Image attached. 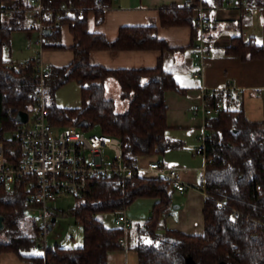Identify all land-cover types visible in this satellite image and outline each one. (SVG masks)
<instances>
[{"label": "trees", "instance_id": "obj_1", "mask_svg": "<svg viewBox=\"0 0 264 264\" xmlns=\"http://www.w3.org/2000/svg\"><path fill=\"white\" fill-rule=\"evenodd\" d=\"M208 1L220 5L226 0L203 3ZM234 1L239 4L242 0ZM198 3L192 0L185 5H165L159 10L160 25L191 26V47L200 33L194 15ZM245 3V8L264 6V0ZM111 4L112 0H42L44 49L66 47L61 41L64 25L74 39L69 46L73 52L71 62L52 65L45 79V99L54 124L85 121L87 127L100 125L102 133L121 139L124 162L136 165L141 155L164 153L181 144L167 135L165 92L185 90L165 66L164 52L185 48L172 47L160 38L155 24L121 26L113 40L92 31L89 14H94L97 24L101 23ZM9 7L0 24V139L11 159V153L18 154L19 146L15 139L6 138V132L19 123L15 119L18 111L32 110L40 82L32 65L20 66L21 63L4 56L13 31L38 28L27 22L28 3L16 0ZM51 23H55L54 27H50ZM94 49H157L161 54L153 67L113 69L91 62ZM224 51L229 56L250 60L262 57L264 46L254 37L245 40L237 34ZM70 80L81 85V106L63 107L53 100L55 90ZM109 80L118 85V98L109 96ZM219 96L215 90L209 93L207 106H220ZM119 101L127 103L125 110L118 109ZM205 127L210 132L204 140L207 162L203 176V234L172 228L158 232L162 214L172 205L173 189L164 177L147 178L137 172L133 183L123 182L118 176L100 178L84 196L77 197L70 212L84 226L82 246H48L45 253L30 254V250L41 247L38 227L25 211L28 190L24 181L18 180L11 186L0 182V215L4 223L0 229V253L16 252L31 264H107V254L119 248L124 229L115 223L107 225L98 215L128 207L140 197H157L151 218L136 225L133 246L138 264H186L189 255L196 264H264V223L258 221L264 216V121L249 120L241 104L224 105L218 113L205 117Z\"/></svg>", "mask_w": 264, "mask_h": 264}, {"label": "crops", "instance_id": "obj_2", "mask_svg": "<svg viewBox=\"0 0 264 264\" xmlns=\"http://www.w3.org/2000/svg\"><path fill=\"white\" fill-rule=\"evenodd\" d=\"M14 1L16 0H5V3L10 5ZM23 1L28 3V0ZM188 1L192 0H112L111 6L105 10L104 20L101 23H96L93 13L89 14L88 22L92 31L102 32L109 40L117 37L121 26L155 24L160 38L165 39L172 47L185 48L184 50H166L164 52L165 66L173 72L180 86L185 90V92H180L169 89L165 92L169 125L167 135L173 140H179L181 144L168 148L164 152L166 157L164 160L155 154L142 155V161L139 163L140 166H145L148 160L156 159L166 165L181 167L183 179L188 183V188L184 193L172 190V205L162 214L157 231L162 233L167 228H172L200 235L205 230L202 209L205 200L203 176L207 159L203 153L197 152L201 146L195 149L193 156L186 154V142L179 129H190L188 132L191 133L194 128L203 127L207 134L200 135L202 140L205 137L203 135H208L209 131L205 127L207 115L202 110L197 113L193 110L194 104L201 102L205 88L222 94L219 107L241 104L249 120L264 121V55L260 58L242 60L229 56L224 51L232 37L237 34H242L245 40L254 37L264 46V6L245 8L244 5H240L234 0L232 2L226 0L220 5L208 1L210 25L205 30L204 44L209 55L201 65L200 61L193 56L192 47L189 46L191 44V26H162L159 22V10L162 6L185 5ZM195 12L196 10H194V15ZM7 15L8 13L3 14L2 17ZM27 22L33 24L31 15ZM22 31L31 37L34 30ZM73 40V34L68 26H62L61 41L66 47L44 49L43 58L51 65L70 63L73 59V52L69 46L73 44ZM10 45L8 47H11ZM160 54L161 52L157 49H94L91 51L90 60L94 64L113 69L153 67L157 64ZM11 61L13 60L11 59ZM195 71H201V75L194 76ZM228 80L232 84L231 88L227 87ZM108 84L109 96L118 98L119 87L116 82L109 80ZM240 89L242 92L239 91ZM124 103V101L118 102L119 110L126 109L127 103L126 105ZM200 113L202 118L195 117ZM200 155L203 156L202 159H200ZM158 200L157 197H140L134 202L136 207L129 206L128 214L131 227L127 231L124 230L123 235L127 238V247L119 246L117 249L110 250L107 254V264H138V254L133 246L136 225L151 218L153 206ZM31 263L30 260L13 251L0 253V264Z\"/></svg>", "mask_w": 264, "mask_h": 264}, {"label": "built area", "instance_id": "obj_3", "mask_svg": "<svg viewBox=\"0 0 264 264\" xmlns=\"http://www.w3.org/2000/svg\"><path fill=\"white\" fill-rule=\"evenodd\" d=\"M198 1L195 18L200 33L192 46V53L202 65L209 55L205 48L204 36L210 20L209 5L203 3V0ZM231 2L229 1V4ZM28 4L27 12L32 16L33 23L38 26L39 35L37 38L29 37L28 46L34 48L35 52L20 66L34 67V76L39 80L40 88L36 102L28 112L27 121L19 122L11 131V138L18 142V154L13 152L10 155L11 159H8L4 140L0 139V182L12 184L18 180L24 181V186L28 190L25 211L37 222L39 245L45 253L48 247L47 234L54 222L50 202L62 194L72 193L82 197L89 191L94 181L108 176H118L123 182L133 183V177L137 172H142L147 178L164 177L171 188L179 193L187 190L188 183L183 179L181 167L166 165L156 159L148 160L145 166H140L139 161L136 165L126 164L123 159L122 141L117 136L105 133L86 134L83 127L75 123L61 126L51 121L46 105L44 82L51 73L52 65L43 58L42 0H28ZM239 4L245 5V0ZM9 6L5 0H0V24L1 16L9 13ZM54 25L55 23H51L50 27ZM193 74L198 77L201 71H195ZM227 87H232L229 80ZM239 91L242 92L241 89ZM207 95L204 96V102L194 104L195 113L202 110L208 115L220 111L219 106L207 107L205 103ZM221 99L222 94L219 96V100ZM204 140L205 137L203 146L199 147L197 152L205 155ZM262 219L258 221L264 223ZM114 223L126 231L131 227L127 206L114 213ZM127 244V238L122 236L120 246L126 248Z\"/></svg>", "mask_w": 264, "mask_h": 264}, {"label": "rangeland", "instance_id": "obj_4", "mask_svg": "<svg viewBox=\"0 0 264 264\" xmlns=\"http://www.w3.org/2000/svg\"><path fill=\"white\" fill-rule=\"evenodd\" d=\"M29 17L30 14L27 13V20L29 19ZM38 35H39L38 31L34 30L32 37L37 38ZM28 39H29V35L26 32L22 30L13 31L11 37V45H10L11 47H6L4 49V56L6 57V59L8 60L12 59L15 62L26 61V59H28L35 52L34 48H30L28 46ZM10 50L12 51L11 54H10ZM212 91L214 90H207L205 88L202 93L203 94L202 100L199 103L201 104L202 102H204L205 94H209ZM53 100L57 104L63 107L81 106L82 94H81L80 83L76 80H70L69 82L63 84L62 86H60L58 89L55 90L53 94ZM124 105H126V102L124 103ZM207 107H211V106H207ZM195 117L202 118V114L200 113L198 116ZM82 127L83 130L86 132V134L102 133L100 125L97 124L92 125L90 127L83 125ZM188 130L190 129H186V128L185 130L179 129V132L184 136L183 138L186 142V146H185L186 154L188 156H193V154L195 153V149L199 146L201 147L203 146V140L201 136L202 134H207V132L206 129L203 127L199 129L194 128L191 133H189ZM173 131L176 132V130ZM9 137L11 138V131L6 132V138ZM147 155H152V154H147ZM155 155L161 160H164L166 158L164 153H156ZM141 156L138 159L139 162L142 161ZM202 157L203 156L200 155V159H202ZM8 186L11 185L8 184ZM77 199L78 198L76 195L72 193H66L58 196L56 200L50 202L52 214L53 216L56 217V219L52 224V228L48 231L47 234V245L49 247H54L55 245L62 247H80L83 245L84 226L82 223L78 222L75 216L70 212L71 208L75 206ZM134 202L131 204L132 208L135 205ZM116 211L108 212V213L107 212L100 213L98 216L101 217L107 225H114V213ZM128 212H129V206L127 207V213ZM43 252L44 250L41 247H36L29 251L30 254H42Z\"/></svg>", "mask_w": 264, "mask_h": 264}, {"label": "water", "instance_id": "obj_5", "mask_svg": "<svg viewBox=\"0 0 264 264\" xmlns=\"http://www.w3.org/2000/svg\"><path fill=\"white\" fill-rule=\"evenodd\" d=\"M44 32H47V30H45ZM15 119H16L17 122H25V121H27L28 112L27 111H23V110L18 111L17 114L15 115ZM85 124H86L85 121H80L77 125L78 126H83ZM55 219H56V217L53 216L52 220L55 221ZM3 225H4L3 216L0 215V229L3 227ZM186 264H196L194 258L191 255H189L187 257ZM216 264H227V263L225 261H220V262H218Z\"/></svg>", "mask_w": 264, "mask_h": 264}]
</instances>
